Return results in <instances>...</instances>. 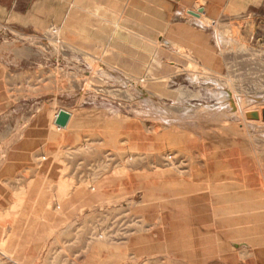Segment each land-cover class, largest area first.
I'll return each instance as SVG.
<instances>
[{
    "label": "rangeland",
    "instance_id": "374dc122",
    "mask_svg": "<svg viewBox=\"0 0 264 264\" xmlns=\"http://www.w3.org/2000/svg\"><path fill=\"white\" fill-rule=\"evenodd\" d=\"M246 1L0 0V264H264Z\"/></svg>",
    "mask_w": 264,
    "mask_h": 264
},
{
    "label": "crops",
    "instance_id": "0c3cea01",
    "mask_svg": "<svg viewBox=\"0 0 264 264\" xmlns=\"http://www.w3.org/2000/svg\"><path fill=\"white\" fill-rule=\"evenodd\" d=\"M179 3L189 6L192 3H195L198 0H177ZM205 9L207 10H221V9H230L232 6L238 8L246 7V0H201Z\"/></svg>",
    "mask_w": 264,
    "mask_h": 264
},
{
    "label": "water",
    "instance_id": "95a60500",
    "mask_svg": "<svg viewBox=\"0 0 264 264\" xmlns=\"http://www.w3.org/2000/svg\"><path fill=\"white\" fill-rule=\"evenodd\" d=\"M261 119L264 121V107L261 109Z\"/></svg>",
    "mask_w": 264,
    "mask_h": 264
},
{
    "label": "bare ground",
    "instance_id": "6f19581e",
    "mask_svg": "<svg viewBox=\"0 0 264 264\" xmlns=\"http://www.w3.org/2000/svg\"><path fill=\"white\" fill-rule=\"evenodd\" d=\"M191 15H195V13L193 12H189ZM127 38V37H126ZM121 39V38H120ZM147 46V45H146ZM147 50V49H146ZM231 94V93H230ZM233 97V96H232Z\"/></svg>",
    "mask_w": 264,
    "mask_h": 264
}]
</instances>
